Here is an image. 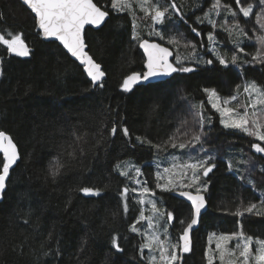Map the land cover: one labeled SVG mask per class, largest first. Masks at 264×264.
Segmentation results:
<instances>
[{
  "label": "trees",
  "instance_id": "16d2710c",
  "mask_svg": "<svg viewBox=\"0 0 264 264\" xmlns=\"http://www.w3.org/2000/svg\"><path fill=\"white\" fill-rule=\"evenodd\" d=\"M160 2L162 7L175 3L184 16L182 20L171 13L162 26L163 33L168 37L184 33L186 42L196 43L199 63L188 59L184 65L193 68L192 72H176L164 81L135 85L125 92L121 88L123 79L132 72L144 71V57L139 43L132 39L127 12L114 13L109 7V16L99 28L85 29L86 50L105 72L101 88L92 84L83 66L57 41L42 39L34 15L20 0H0V33H21L30 49L28 57H19L0 45V130L12 137L19 150L0 200V264H146L140 258L144 254L139 247L141 236L129 230L140 208L137 193L129 194L128 212L121 196L126 184L135 186L119 175L116 165L132 159L151 182L158 151L138 143L136 137L160 144L178 128L181 132L202 131L200 143L210 147L203 159L213 157L210 162L215 165L208 176H201V183L207 185L203 192L208 209L193 234L191 252L183 254L182 264H206L208 232L230 233L242 223L246 234L264 238V217L246 214L241 218L224 211H234L241 201L258 202L264 194V156L251 148L259 141L239 130L225 129L204 91L207 88L221 95H236L244 80H253L264 88V63L232 65L228 53L231 48H224L230 45L226 42L223 47L216 45L217 54L229 62L221 65L207 50L212 27L197 24L192 18L196 12L189 10L192 0ZM105 3L110 5V0H100L101 5ZM196 3H200L199 16L209 0ZM229 3L234 4L233 0ZM136 15L141 17L143 13L136 10ZM139 23L140 32L141 25L150 30L149 19ZM192 27L201 35L192 32ZM216 31L220 38L223 31ZM245 31L250 33L251 29ZM141 38L166 43L154 35L143 34ZM242 39L245 49L254 53L257 44ZM201 43L206 47L201 48ZM176 46L177 54L191 55L192 49L185 47L183 40ZM201 103L203 113L211 116L202 129L192 107ZM261 107L258 105V109ZM258 118L264 121V114L258 112ZM183 121L187 123L181 127ZM113 126L117 128L115 135L111 134ZM124 127L129 136L123 134ZM2 161L0 154V170ZM58 163L64 167L53 180L49 169ZM240 172L244 173L243 180ZM131 176L134 178V174ZM81 187L99 189V195H85L78 191ZM158 192L174 214L170 228L177 239L182 231L180 221L190 220V206L170 191ZM25 219L29 220L27 225ZM113 236L122 251L113 248ZM22 243L23 254H19ZM44 252L49 254L45 256Z\"/></svg>",
  "mask_w": 264,
  "mask_h": 264
},
{
  "label": "snow or ice",
  "instance_id": "6c2138e0",
  "mask_svg": "<svg viewBox=\"0 0 264 264\" xmlns=\"http://www.w3.org/2000/svg\"><path fill=\"white\" fill-rule=\"evenodd\" d=\"M22 3L31 10V13H34L35 27L39 30V34H42L45 38H53L59 41L63 48L83 65L84 72L91 78L93 85L98 84L99 87H104L102 79L105 76V72L102 70L101 65L85 51L87 47L85 26L89 25L97 28L101 26L109 16V7L114 13L127 12L131 17L132 39L139 43V47L143 49L146 57L144 64L146 70L143 72H132L127 75L121 84L123 91L128 92L135 85L158 76H166L176 72L188 73L194 70L191 67L183 66L184 58L179 56L176 58L177 66H173L169 62L171 53L167 47H163L159 43H150L147 39L141 38L139 23L141 20L150 18L153 24H163L166 19L171 18L172 12L180 15L182 20L184 19L183 14L178 11L175 3H169L166 7L161 6L160 0H110V5L107 3L101 5L100 0H96V2L94 0H22ZM257 7L259 11L255 12V16L259 27L258 29L254 28L252 36H249L235 9L238 8L239 14H242L243 18H249ZM137 9L143 13V16L137 17ZM222 14L224 16L222 22L214 18V16ZM0 19H3L2 15H0ZM184 22L187 23L186 20ZM196 23H207L212 27L213 31L207 35L208 43L212 47H208L207 50L217 56L221 65L227 66L229 62L223 55L217 54L218 48L215 46L218 45L219 41L214 33L218 28L227 33L229 40L234 45V51L231 55V63L233 65L264 63V0H257L255 4L252 2L245 4L244 0H236L235 8L232 4L222 2V0H212L208 10L204 11L202 16L196 17ZM149 27V36L155 35L161 40L167 39L169 44L179 45L181 40L185 39L184 33L166 38L162 31ZM192 32L197 36L201 35L200 31L195 27H192ZM253 37L257 44L256 51L251 54L245 53L244 39L242 38L252 40ZM0 45L5 46L9 54H15L19 57H26L30 54V49L22 38L21 33L5 30L4 33H0ZM185 47L192 49L188 59L199 63L200 58L197 56L196 43L187 41ZM200 47L204 48L206 46L201 43ZM238 53L251 55V60L242 59ZM205 63L212 64L213 61L207 60ZM239 87L237 85V88ZM243 90L248 94L249 102L245 105L237 104L234 108L231 106V102L237 99L235 95L222 99L215 89H204L208 94V102L220 114V123L225 129L239 130L247 136L254 137L257 141H264V121L258 118V112L264 114V89L253 81L247 83ZM258 105L262 107L258 109ZM192 107L195 109L194 115L198 118V123L202 129L205 123V117L202 115L203 103ZM241 107H243V111H240ZM210 119L209 117V122ZM186 123V121H183L181 127H184ZM116 132V126H113L111 134L115 135ZM189 132H191L190 129L181 132L180 128H178L167 140L162 141L160 144L153 143L147 137L138 136L136 140L140 144L151 145L157 151H167L168 148L195 150L196 146L201 142V137L204 133L202 131L191 132L189 136ZM123 134L125 136L130 135L126 127L123 128ZM251 148L255 150V153H264V147L259 143L251 144ZM201 151H203L202 147ZM0 153L3 154L2 170H0V198H2L10 169L19 158L17 145L5 131H0ZM69 155L74 156V153H69ZM212 159L213 157H208L207 159L189 157L188 160L177 162V159L173 157L171 167H166L163 172L157 171L155 174L156 188L162 191H178L180 196L186 197L191 202L190 221L187 223L183 220L180 221L182 231L175 241L169 239L168 228V225L174 221L173 212L159 206L155 198V191L148 186V181L134 179L130 175V171L134 169L135 177L141 176L140 167L131 162H124L123 166L121 164L116 166L120 176L126 177L138 186L129 188L126 184L122 189L121 196L124 200V211L128 212V197L133 192L138 193L137 203L139 205H144L145 203L151 205L150 211L152 214L146 216L144 208L141 207L139 216L130 225L129 229L142 237V242L139 246L140 250L143 253V250L147 249L148 252L147 255L141 254L140 258L146 261V264H182L183 254L191 252L190 230L198 224L202 209L206 207L205 198L201 195V192L207 191V185L201 183V176H208L215 167L210 162ZM249 162L250 160L241 161V163L245 164ZM63 167V164L58 163L49 169V174L53 180L61 174V168ZM228 167L230 170L232 169L233 165L231 162ZM172 177H178V181ZM162 179L166 181L164 184L159 182ZM248 183L253 184V188H255L251 180H248ZM185 188H195L196 194L193 195L192 192L183 190ZM78 191L85 195H99L100 192L99 189L92 187H81ZM224 211L241 218L246 214L264 217V194L261 195L258 202L249 201L244 204L241 201L234 211L228 208H225ZM145 220L147 221V227L144 229L138 227L140 222ZM162 221L163 223H161ZM23 222L27 225L29 220L25 219ZM185 223L186 226H184ZM238 223L240 222L238 221ZM240 229L231 233L219 235L211 233L209 235V244L214 241L215 248L209 247L205 250L204 255L207 264H214L216 260H219V264H264V238H254L252 235L246 234L242 230V223H240ZM52 235L50 232L48 238L51 239ZM112 246L117 252L122 251L116 236L112 237ZM15 250L14 248L13 251ZM19 254H23V243L20 245ZM48 254V252L43 253L45 256ZM55 254L59 255L58 252Z\"/></svg>",
  "mask_w": 264,
  "mask_h": 264
},
{
  "label": "rangeland",
  "instance_id": "374dc122",
  "mask_svg": "<svg viewBox=\"0 0 264 264\" xmlns=\"http://www.w3.org/2000/svg\"><path fill=\"white\" fill-rule=\"evenodd\" d=\"M196 1L197 0H192V2H191V7L189 8V10L190 11H196L195 13H194V15H192V18H193V20H196V17H197V11H198V9H199V4H197L196 3ZM202 2V1H201ZM222 2H227V3H229V0H222ZM233 2H234V4H233V7L235 8V3H236V0H233ZM248 2H252V3H256L257 2V0H244V3L246 4V3H248ZM196 3V5H194ZM211 3H212V0H209V3H208V6L207 7H205L204 9H203V12L204 11H206V10H208V8L210 7V5H211ZM160 4H161V2H160ZM190 4V3H189ZM167 5H164L163 7H166ZM177 9H178V11L180 12V10H179V8H178V6H177ZM201 9V8H200ZM199 9V10H200ZM138 10V9H137ZM237 12H238V18L241 20V23L242 24H244L245 25V30L247 29V28H249V29H251V32L250 33H248L249 34V36H252V33H253V29L254 28H257L258 29V24H257V22H256V16H255V12H257V11H259V8L257 7V8H255L254 9V13L249 17V18H243V16H242V14H239V10H238V8H236L235 9ZM172 14H177V13H175V12H172ZM203 15V13L201 14V15H199V16H202ZM180 16V15H179ZM214 18L217 20V21H223L224 20V16H223V14L222 15H218V16H214ZM149 21H150V24H151V26L153 27V28H155L156 30H158V31H162V32H164L163 31V24H153L152 23V21H151V19L149 18ZM166 21V20H165ZM248 21V24H246V22ZM141 27L143 28L142 29V32H141V35H143V34H146V35H148V33H149V31L150 30H148L146 27H144L143 25H141ZM219 29V28H218ZM217 30V29H216ZM213 31V29L210 31V32H212ZM215 35H216V38H217V40L219 41V43H218V45L219 46H221V47H223V45L226 43V42H229V46H225L224 48L225 49H228V48H231V50L230 51H228V53L229 54H231L232 55V53H233V51H234V45H233V43L229 40V38H228V35H227V33L226 32H224L223 31V33H222V36L220 37V38H218V36H217V31H215V33H214ZM165 35V34H164ZM155 36V35H154ZM155 37H157V36H155ZM165 37L167 38L168 36H166L165 35ZM164 42H166L167 43V39H165V40H163ZM184 41V44L186 43V38L183 40ZM249 43H251L252 45H255L256 44V42H255V38H253L252 40H247ZM165 43V44H166ZM181 43V42H180ZM166 45H168V46H170L173 50H174V60H175V62H176V58L179 56V57H181V58H184V62H186V61H188V54H187V56L186 55H184V53L182 52V54L181 55H179V54H177L176 52L177 51H179L178 50V48H177V46L176 45H173V44H169V43H167ZM212 47V46H211ZM217 48H219L218 46H216ZM190 49V48H189ZM189 49H184V51L185 52H188V50ZM245 53H249L250 54V52H248L246 49H245ZM245 53H238V55H240L241 57H242V59H245V60H251V55H245ZM231 55H229L230 56V59H231ZM186 56V57H185ZM248 64V63H247ZM247 64H243V65H247ZM185 66V65H184ZM185 67H187V66H185ZM249 82H253V80H244L243 81V83H242V87H241V91L238 93V94H236L235 96L237 97V99L235 100V101H232L231 102V106L232 107H236L237 106V104H240V105H245V104H247L248 102H249V98H248V94L247 93H245L244 92V87H245V85L247 84V83H249ZM255 82V81H254ZM256 83V82H255ZM257 84V83H256ZM258 85V84H257ZM259 87H261L262 89H264L262 86H260V85H258ZM218 95L223 99V98H228V97H231V96H233V95H229V96H226V95H221V94H219L218 93ZM239 95H241L240 97H238ZM209 99V98H208ZM210 104V103H209ZM211 105V104H210ZM212 107V106H211ZM214 109V108H213ZM214 111H216L215 109H214ZM240 111H243V107H241L240 108ZM202 115L205 117V122L207 121V119H208V117H207V115H205L203 112H202ZM220 115V114H219ZM210 118H211V116H210ZM205 124V123H204ZM256 143H259L262 147H264V141H259V142H256ZM201 147L203 148V151H201ZM210 149V147H208V146H206V145H201V143H199L197 146H196V149L195 150H192V149H178V148H176V149H173V148H168V150L167 151H158L157 153H156V155H155V157H154V160H153V164H154V168L155 169H153L154 171H153V173L151 174V182H149L148 181V178H147V176L142 172V176H139V177H135V175H134V179H139V180H141V181H148V186L151 188V189H153L154 191H155V194H156V196H155V198L157 199V201H158V204H159V206H161L163 209H166L167 211H169L168 210V208L165 206V204H164V202H163V196L158 192L159 190H161V189H159V188H156V172L157 171H160V172H163V169L164 168H166V167H171V165H172V163H173V157H175L176 159H177V162H183V161H185V160H188L189 159V157H197V158H200V159H203V157L205 156V153H204V151L206 150V149ZM241 148H239L238 149V153L239 154H241L240 153V150ZM253 151H255L254 149H253ZM262 156H264V153L263 154H261ZM124 162H131L132 164H134V165H136V166H138L132 159H129V160H124V161H122V162H120V163H118V164H121L122 166H123V164H124ZM117 164V165H118ZM116 165V166H117ZM157 165H159V167H157ZM141 169V168H140ZM118 172H119V170H117ZM178 171V170H177ZM133 175L134 174V169H132L131 171H130V175ZM244 173L243 172H240L239 173V176H240V179H244V175H243ZM173 179H177V181H178V177H172ZM250 179H254V176H252L251 174H250ZM161 184H164L166 181L165 180H161V181H159ZM134 186L135 187H138L136 184H134ZM158 190V191H157ZM194 191H195V188H194ZM137 198H139V196H138V193H137ZM122 200H123V198H122ZM123 207H124V200H123ZM141 207H143L144 208V211H145V215L146 216H148V215H151L152 213H151V211H150V209H151V205H149V204H147V203H145L144 205H140V208H139V211H138V215L136 216V218L134 219V221L137 219V217L139 216V213H140V209H141ZM128 208H129V206H128ZM133 221V222H134ZM132 222V223H133ZM161 223H163V221L161 222ZM138 227H141L142 229H144V228H146L147 227V221L145 220V221H141L140 222V224L138 225ZM168 228H169V239H172L173 241H175L176 239L172 236V232H171V228H170V224L168 225ZM238 230H241L240 229V224H239V227H238V229L237 230H235V231H238ZM211 233H216L217 235H219V234H223V232H208L207 234H206V249L207 248H209V247H211V248H215V242L213 241L211 244H209V241H208V237H209V235L211 234ZM231 233V232H230ZM255 238V237H254ZM141 239H142V237H141ZM231 246V245H230ZM205 249V250H206ZM143 252H144V255H147V252H148V250L147 249H144L143 250ZM157 255H158V253H156ZM206 264H207V261L205 262ZM214 264H219V260H216V261H214Z\"/></svg>",
  "mask_w": 264,
  "mask_h": 264
},
{
  "label": "water",
  "instance_id": "95a60500",
  "mask_svg": "<svg viewBox=\"0 0 264 264\" xmlns=\"http://www.w3.org/2000/svg\"><path fill=\"white\" fill-rule=\"evenodd\" d=\"M21 2H22V0H20ZM26 6V5H25ZM27 7V6H26ZM29 9V8H28ZM30 10V9H29ZM31 11V10H30ZM33 15H34V13H32ZM108 18V17H107ZM106 18V19H107ZM86 27H93V28H97V27H95V26H89V25H86L85 26V29H86ZM100 27V26H99ZM98 27V28H99ZM41 36H42V39H44V40H46V41H48V40H54L53 38H45V37H43V35L41 34ZM56 41V40H55ZM150 43H152V42H154V43H159V44H161L163 47H167L168 49H169V51H170V53H171V55L169 56V62L170 63H172L173 64V66H175L174 65V63H173V61H172V59H173V55H174V52H173V50H172V48L171 47H169L168 45H166V44H164V43H162V42H160V41H157V40H148ZM58 43H59V41H57ZM26 43V42H25ZM60 44V43H59ZM61 45V44H60ZM62 47H63V45H61ZM140 48V47H139ZM64 49V48H63ZM86 49H87V47H86ZM85 49V51H87ZM66 52H67V50L66 49H64ZM140 50H141V52H142V54H143V57H144V64H145V60H146V57H145V55H144V51H143V49L142 48H140ZM68 53V52H67ZM89 54V53H88ZM68 55L72 58V59H74L75 61H77L79 64H80V62L78 61V60H76V58L75 57H72L71 56V54L70 53H68ZM90 55V54H89ZM29 56V55H28ZM28 56H26V57H28ZM91 56V55H90ZM83 66V65H82ZM84 70V69H83ZM146 69H145V67H144V71H145ZM86 74V76H87V73H85ZM173 74V73H172ZM172 74H170V75H166V76H158V77H155V78H152V79H150L149 81H146V82H142V83H140V84H137V85H146V84H148V83H153V82H156V81H164V80H166V79H168V78H170L171 77V75ZM88 77V76H87ZM104 78H105V76L103 77V79H102V81L104 80ZM88 79H90L91 80V78L90 77H88ZM0 131H2V130H0ZM7 134V133H6ZM9 135V134H8ZM14 142V141H13ZM15 143V142H14ZM16 144V143H15ZM17 152H18V157H19V150H18V147H17ZM2 156H3V154L2 153H0ZM261 154H263V153H261ZM19 159V158H18ZM18 161V160H17ZM16 164V163H15ZM14 164V165H15ZM14 165L12 166V167H14ZM12 169V168H11ZM10 169V170H11ZM2 170V169H1ZM8 179V178H7ZM6 182H7V180H6ZM185 191H190V192H192V194L193 195H195L196 193L194 192V191H192V190H189V189H184ZM3 194V193H2ZM171 194L172 195H174V196H176V197H178V198H180V199H182V200H184L186 203H188L189 204V206H190V209H191V202L190 201H188L187 200V198L186 197H182V196H180L179 195V192L178 191H171ZM201 195H203L204 196V198H205V203H206V207H205V209H202V212H201V216H202V214L208 209V201H207V197H206V194L202 191L201 192ZM2 198H0V200H1ZM201 216L199 217V219H198V224L197 225H195V226H193V229L192 230H190V238H191V240L193 239V234H194V232L196 231V229H198L199 228V225H200V220H201ZM190 221V220H189Z\"/></svg>",
  "mask_w": 264,
  "mask_h": 264
},
{
  "label": "bare ground",
  "instance_id": "6f19581e",
  "mask_svg": "<svg viewBox=\"0 0 264 264\" xmlns=\"http://www.w3.org/2000/svg\"><path fill=\"white\" fill-rule=\"evenodd\" d=\"M203 58V57H202ZM229 58H230V56H229ZM203 60V59H202ZM230 60V59H229ZM207 61V60H206ZM203 62V61H202ZM233 65V64H232ZM242 80V79H241ZM235 88V87H234Z\"/></svg>",
  "mask_w": 264,
  "mask_h": 264
}]
</instances>
